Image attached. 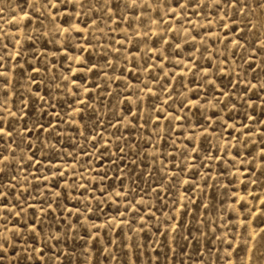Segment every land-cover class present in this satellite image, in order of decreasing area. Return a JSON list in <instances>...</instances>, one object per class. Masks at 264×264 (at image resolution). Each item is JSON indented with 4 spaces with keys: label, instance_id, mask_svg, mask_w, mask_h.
<instances>
[{
    "label": "rangeland",
    "instance_id": "1",
    "mask_svg": "<svg viewBox=\"0 0 264 264\" xmlns=\"http://www.w3.org/2000/svg\"><path fill=\"white\" fill-rule=\"evenodd\" d=\"M261 5L0 0V264H264Z\"/></svg>",
    "mask_w": 264,
    "mask_h": 264
},
{
    "label": "snow or ice",
    "instance_id": "2",
    "mask_svg": "<svg viewBox=\"0 0 264 264\" xmlns=\"http://www.w3.org/2000/svg\"><path fill=\"white\" fill-rule=\"evenodd\" d=\"M68 2H72V0H68ZM78 2H82V0H78ZM214 2L217 4V6H219L221 3H226L234 7L236 4L240 3V0H214ZM261 7H264V5H261ZM0 131H2V129H0ZM3 159L6 160L7 157H4ZM0 259H3L2 255H0Z\"/></svg>",
    "mask_w": 264,
    "mask_h": 264
}]
</instances>
